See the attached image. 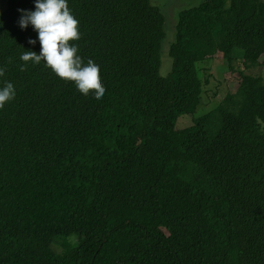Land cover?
Wrapping results in <instances>:
<instances>
[{
    "label": "trees",
    "instance_id": "trees-1",
    "mask_svg": "<svg viewBox=\"0 0 264 264\" xmlns=\"http://www.w3.org/2000/svg\"><path fill=\"white\" fill-rule=\"evenodd\" d=\"M33 7L0 13V85L16 93L0 108V264H264L263 78L238 71L234 91L193 116L201 63L264 67V0L180 11L166 76L150 0H67L99 100L42 63L20 69L21 53L39 54L18 26L17 9Z\"/></svg>",
    "mask_w": 264,
    "mask_h": 264
},
{
    "label": "clouds",
    "instance_id": "clouds-1",
    "mask_svg": "<svg viewBox=\"0 0 264 264\" xmlns=\"http://www.w3.org/2000/svg\"><path fill=\"white\" fill-rule=\"evenodd\" d=\"M32 10L17 9L20 13L18 26L21 30L31 26L36 33L35 40L28 44L38 43L39 54L25 51L19 55L20 69L28 63L41 64L59 79L71 82L75 89L87 96L91 91L93 97L101 99L105 91L100 77L98 65L91 59L83 60L77 53L75 43L80 37L78 20L67 7V0H33ZM3 69L0 68V76ZM15 89L11 82L4 81L0 85V108L15 97Z\"/></svg>",
    "mask_w": 264,
    "mask_h": 264
},
{
    "label": "rangeland",
    "instance_id": "rangeland-1",
    "mask_svg": "<svg viewBox=\"0 0 264 264\" xmlns=\"http://www.w3.org/2000/svg\"><path fill=\"white\" fill-rule=\"evenodd\" d=\"M9 0H0V13L6 9ZM202 0H150L151 5L157 7L164 15V38L161 42L160 49V76H166L170 71L171 59L168 55L169 46L174 41L175 24L177 21V14L185 9L197 6ZM235 55L241 57V50L234 49ZM200 67L206 68L202 70L203 76L207 77L209 84L205 87L206 94L202 97L203 104L197 109L194 117L198 113L209 110L216 104L228 91H234L237 81V72L243 71L251 75H259L264 81V67L255 66L251 68H244L240 60H235L231 65L226 62L214 58L211 61L201 63ZM232 70H229V69ZM191 115H184L178 118L176 128L181 129L192 123Z\"/></svg>",
    "mask_w": 264,
    "mask_h": 264
}]
</instances>
